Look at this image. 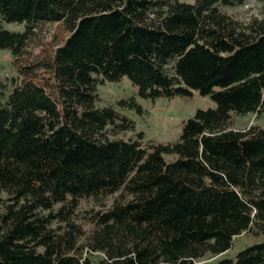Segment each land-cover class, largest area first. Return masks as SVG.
I'll return each instance as SVG.
<instances>
[{
    "label": "trees",
    "instance_id": "1",
    "mask_svg": "<svg viewBox=\"0 0 264 264\" xmlns=\"http://www.w3.org/2000/svg\"><path fill=\"white\" fill-rule=\"evenodd\" d=\"M247 1L0 0V51L15 61L44 26L70 32L45 86L0 78V264H197L264 237V128H233L264 115V0L247 27L220 11ZM124 79L143 100L198 92L215 108L174 144L112 139L135 128L117 109L142 113L135 98L97 106ZM112 196L83 240L67 207ZM217 264H264V242Z\"/></svg>",
    "mask_w": 264,
    "mask_h": 264
},
{
    "label": "rangeland",
    "instance_id": "2",
    "mask_svg": "<svg viewBox=\"0 0 264 264\" xmlns=\"http://www.w3.org/2000/svg\"><path fill=\"white\" fill-rule=\"evenodd\" d=\"M220 11L231 20L239 23L242 27L249 26L255 20L263 19V3L259 0H248L243 5L235 7H220ZM11 32H23L24 26L8 25L6 27ZM70 37V32L63 24H54L43 27L38 37L39 45L29 49L28 54L14 60L8 51H0V78L5 84H14L22 81H33L39 85L48 83L49 75L45 67L54 57L57 49L64 45ZM98 103L100 108H117V103L121 100L135 98L142 108V113L136 110L117 109L122 117L128 118L134 124V130L121 132L111 136L112 139L126 142L139 141L138 135L142 133L143 145L150 143L156 145H170L176 143L182 134L186 122L194 118L197 111L214 109L215 104L209 97H202L198 92H193L191 97H176L173 99L161 98L155 101L143 100L138 97L137 88L128 80L124 79L118 84L107 83L98 88ZM252 126L264 128V115L233 118V128L235 130H245ZM168 162L174 160L173 157H166ZM117 196L104 197L101 200H80L77 207L70 212L69 223L79 227L83 233V240L94 230V219L97 215L105 213L114 204ZM8 196L0 194V211L2 202ZM61 206L55 210L58 211ZM54 228L64 231L69 229L68 223L56 221ZM264 242V237L258 232H245L235 238L232 249L226 254L211 258L206 257L197 264H217L222 258H235L236 255L249 246ZM97 256L94 259L97 260Z\"/></svg>",
    "mask_w": 264,
    "mask_h": 264
}]
</instances>
